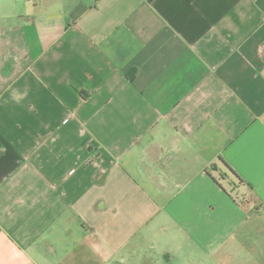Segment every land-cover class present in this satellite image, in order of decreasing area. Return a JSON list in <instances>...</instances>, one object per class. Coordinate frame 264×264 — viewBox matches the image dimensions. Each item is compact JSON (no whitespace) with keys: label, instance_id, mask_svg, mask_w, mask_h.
<instances>
[{"label":"crops","instance_id":"1","mask_svg":"<svg viewBox=\"0 0 264 264\" xmlns=\"http://www.w3.org/2000/svg\"><path fill=\"white\" fill-rule=\"evenodd\" d=\"M260 236L264 0H0V264H259Z\"/></svg>","mask_w":264,"mask_h":264},{"label":"rangeland","instance_id":"2","mask_svg":"<svg viewBox=\"0 0 264 264\" xmlns=\"http://www.w3.org/2000/svg\"><path fill=\"white\" fill-rule=\"evenodd\" d=\"M218 174H219V176L220 177H225V173H221V171L220 172H218ZM227 176V175H226ZM230 176V175H229ZM231 177V176H230ZM258 244V246H257V249H258V253L260 252V251H264V238L263 237H258V242H257ZM262 259H264V253H262V255H261V252H260V255H259V261H260V263L259 264H261V263H263L264 264V260H262ZM174 264H176V263H174ZM211 264H213V263H211Z\"/></svg>","mask_w":264,"mask_h":264},{"label":"trees","instance_id":"3","mask_svg":"<svg viewBox=\"0 0 264 264\" xmlns=\"http://www.w3.org/2000/svg\"><path fill=\"white\" fill-rule=\"evenodd\" d=\"M221 159V158H220ZM222 162H223V164H225L226 165V167H228L235 175H237L233 170H232V168L222 159L221 160Z\"/></svg>","mask_w":264,"mask_h":264}]
</instances>
